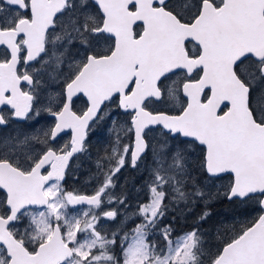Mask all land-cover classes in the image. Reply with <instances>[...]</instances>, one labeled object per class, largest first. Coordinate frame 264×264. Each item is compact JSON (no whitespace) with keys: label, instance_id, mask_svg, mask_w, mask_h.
Segmentation results:
<instances>
[{"label":"snow or ice","instance_id":"snow-or-ice-1","mask_svg":"<svg viewBox=\"0 0 264 264\" xmlns=\"http://www.w3.org/2000/svg\"><path fill=\"white\" fill-rule=\"evenodd\" d=\"M0 46V128L52 117L0 135V264H264V0H0ZM111 104L128 118L123 137L98 155L93 194L66 191L70 160ZM125 166L148 174L131 214L128 194L111 191ZM196 170L228 176L216 195L258 213L214 246L198 227L174 235L176 217L163 224L173 204L191 211L209 195ZM114 202L125 211L98 213ZM119 215L140 223L101 227Z\"/></svg>","mask_w":264,"mask_h":264},{"label":"flooded vegetation","instance_id":"flooded-vegetation-1","mask_svg":"<svg viewBox=\"0 0 264 264\" xmlns=\"http://www.w3.org/2000/svg\"><path fill=\"white\" fill-rule=\"evenodd\" d=\"M190 47V45H189ZM5 52L4 46H0V57L3 56ZM25 88H27V85H25ZM182 100L184 99L181 96ZM84 98L83 96H80L78 99H75V104L77 108H82L84 106ZM44 98L42 97V103H45ZM39 107V105H38ZM164 109V108H162ZM170 110V109H166ZM9 109L5 106H2L0 108V113H7ZM108 112L111 113L110 117H114V115L117 117V122L122 119L124 122L128 119L127 116L123 113L122 110H119L115 107V104L109 105V108L107 109ZM173 114L178 111L177 110H170ZM119 117V119H118ZM110 121V118L104 121H97V123L93 124L91 128L94 125H100L105 127V124ZM52 123V117L48 115L47 113H41L39 117H36L32 120H23V121H10L9 125L7 128H0V135L4 133H10L13 130H24V131H32L35 129H43L46 128L48 125ZM110 124V123H109ZM117 125V124H116ZM115 125V126H116ZM90 128V129H91ZM90 132V130H89ZM87 136V143L89 142V135ZM70 138V132H66L61 134L57 140L56 143L58 145L63 144L65 141H67ZM180 139H185V138H180ZM86 143V148L87 152L82 153V154H77L73 159L70 160V166L66 171V176L63 183V187L65 188L66 191H74L76 193L82 194V195H91L93 194V190L95 189L96 186H94V181H95V173L97 171L95 165V161L100 155L99 153L96 152V150H92L93 147H87ZM88 153V155H87ZM82 166V167H81ZM120 179H122L123 186L128 185L129 187L132 185L131 181H134V186L137 187V189H140L141 186L143 185L144 181L148 179V174L147 172H138L137 170L132 169L131 167L125 166L120 173L117 174ZM124 181V182H123ZM125 181H128L125 183ZM130 189V188H129ZM133 190H131V193L129 195L133 196L132 194ZM137 192V190H136ZM145 193V192H144ZM137 194V193H136ZM135 194V199H137V196ZM143 193L139 194V196L143 198ZM142 200H138L139 203H141ZM129 207L126 209V212L128 214H131L133 212L137 211L136 204L133 203V201L128 198L127 201ZM72 210H82L86 209L87 205H79L76 206L75 208H72ZM103 208V207H102ZM174 205H172V209L168 212V215L165 217L163 224H168L171 220L172 217H176L175 224L173 225L175 228V233L174 235H180L183 232H186L187 230H190V224H189V216H185L186 214H181L179 212V207L176 208ZM123 209V208H122ZM110 209H107L105 211H108ZM181 211L186 213V208L185 205H182L180 208ZM125 209H123V212ZM102 212V210H98V213ZM117 218L112 221V220H107L106 218H102L100 220V225L102 228L106 229L108 232L116 231L117 229H122V231L119 233L120 235H123L124 232H129L131 233V230L135 227L136 224L140 223L139 218L135 217H130L126 222H125V217L123 215H119ZM187 219V220H186ZM118 221V225H116V222ZM150 240H155L158 244H162V241L158 236H150ZM115 254L117 256L120 255V246H119V241H117V246L115 248Z\"/></svg>","mask_w":264,"mask_h":264},{"label":"rangeland","instance_id":"rangeland-1","mask_svg":"<svg viewBox=\"0 0 264 264\" xmlns=\"http://www.w3.org/2000/svg\"><path fill=\"white\" fill-rule=\"evenodd\" d=\"M106 46L107 45L104 42H101L100 44L101 48H104ZM178 75L180 74L170 76L169 80L165 81V83H171L173 80H176ZM180 100L181 102L183 101L182 98H180ZM43 101L46 102L45 100ZM161 107L165 108V106H161ZM166 109L177 110L178 107L173 106L172 104H168L166 106ZM109 118H110V121H108L105 124V127L103 126V124L102 126L101 124L97 126L94 125L90 129V132H89L90 138H89V142L87 143V147H90V148L93 147L92 150H96V152L100 154L99 156H103L105 154L104 149L106 147H110V142L115 139L117 132H119V135H121L122 137L124 135V133L122 131H119V129L121 125H123L125 122L121 119L118 123L117 117L115 115L114 117H109ZM107 119L108 118L104 120H107ZM113 119L116 120V124H117V125L115 124L116 126L113 125L112 123ZM110 129H112L111 132L109 131ZM129 142L130 141H127L126 139L122 140V143L124 144H127ZM228 179H229L228 176H224L222 180H211L209 182L206 181L204 183H199L201 188L209 195L205 197V200L197 201L194 207L189 205L188 207L191 208V211H188L187 209H186V213L181 211L180 208L182 205H184L183 203H180L179 205L173 204L176 208L179 207V212L181 214L184 213L186 214L185 215L186 217L187 215L189 216V224L191 227H190V230H187V231H191L193 227H198L201 230V232L204 234L203 239L206 241V245H205L206 247L214 246L216 244L221 243L222 240L225 238V234L230 235L232 231H234L235 229H238L239 227L243 225L244 222H246L247 220H250L252 217L258 214L257 212L253 211L251 208H246L245 206L234 202V204H231L228 207V211H225L226 213H224V211L216 212V220H213V219L209 220V218L212 216L211 215L212 210L210 207H208V205L224 197L223 195L217 196L216 193L217 192L223 193L224 188L221 186L226 184ZM127 182L128 181H125V183ZM131 183L132 185L130 187L128 185L123 186L122 179H120L119 176H117L116 187L111 191L113 192V194L117 196H119L122 192L127 193L128 198H130L134 204H137L138 200H142V197L136 194L137 187L134 186V181H131ZM96 184H97V181L95 179L94 186H96ZM131 190L135 191L132 193L134 194L133 196L129 195L131 193ZM141 193L144 194L143 195L144 199L141 201V203H144L147 200V196L143 191H141L139 194ZM135 194L137 196V199H135ZM205 201H207V203H205ZM165 203H167V201H165ZM113 208L118 209L120 212H123L122 206L116 204L115 202L110 206L104 205L101 210L105 211L107 209L111 210ZM176 208L174 209L176 210ZM69 211L74 212V213H79L80 210H72L71 208H69ZM205 211L209 212L210 216H208L204 220H200V217L203 215ZM118 219L119 218L117 217V220ZM116 225H118V221L116 222ZM218 229H219V232H218ZM218 236L220 237L219 239H217Z\"/></svg>","mask_w":264,"mask_h":264},{"label":"trees","instance_id":"trees-1","mask_svg":"<svg viewBox=\"0 0 264 264\" xmlns=\"http://www.w3.org/2000/svg\"><path fill=\"white\" fill-rule=\"evenodd\" d=\"M126 140L130 141L129 139H126ZM172 143L175 144L176 142L173 141ZM192 151H193L194 154L191 156V159L193 161H195L200 155L201 148L196 146V145H193ZM192 175L196 177L197 183H204L206 181L207 182L211 181V180H207L206 175L202 174L199 170L193 171ZM231 204H234V202L229 201L225 197L210 203L208 205V207H210L211 210H212V214H211L212 216L209 218V220H212V219L216 220V212H221V211L223 212L224 211V213H226L225 211H228V207Z\"/></svg>","mask_w":264,"mask_h":264},{"label":"water","instance_id":"water-1","mask_svg":"<svg viewBox=\"0 0 264 264\" xmlns=\"http://www.w3.org/2000/svg\"><path fill=\"white\" fill-rule=\"evenodd\" d=\"M74 99H75V98H74ZM1 107H2V106H0V108H1ZM66 132H67V131H66ZM66 132H65V133H66ZM189 139H190V138H189Z\"/></svg>","mask_w":264,"mask_h":264}]
</instances>
